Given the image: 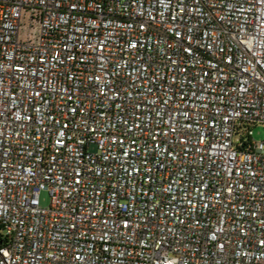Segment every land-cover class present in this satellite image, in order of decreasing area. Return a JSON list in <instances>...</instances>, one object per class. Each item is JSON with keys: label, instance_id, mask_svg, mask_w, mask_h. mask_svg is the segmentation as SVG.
<instances>
[{"label": "built area", "instance_id": "obj_1", "mask_svg": "<svg viewBox=\"0 0 264 264\" xmlns=\"http://www.w3.org/2000/svg\"><path fill=\"white\" fill-rule=\"evenodd\" d=\"M261 125L264 0H0V264H264Z\"/></svg>", "mask_w": 264, "mask_h": 264}, {"label": "rangeland", "instance_id": "obj_2", "mask_svg": "<svg viewBox=\"0 0 264 264\" xmlns=\"http://www.w3.org/2000/svg\"><path fill=\"white\" fill-rule=\"evenodd\" d=\"M254 131V138L259 142L264 141V126H257L253 129ZM91 151H95V147H91ZM42 206H49L51 204V197L47 191H43L40 196Z\"/></svg>", "mask_w": 264, "mask_h": 264}]
</instances>
